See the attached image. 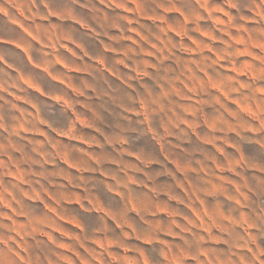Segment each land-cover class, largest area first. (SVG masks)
<instances>
[{"label": "rangeland", "instance_id": "obj_1", "mask_svg": "<svg viewBox=\"0 0 264 264\" xmlns=\"http://www.w3.org/2000/svg\"><path fill=\"white\" fill-rule=\"evenodd\" d=\"M0 264H264V0H0Z\"/></svg>", "mask_w": 264, "mask_h": 264}]
</instances>
